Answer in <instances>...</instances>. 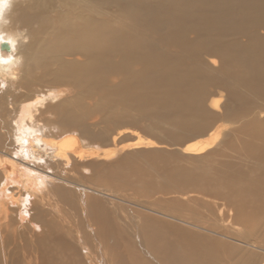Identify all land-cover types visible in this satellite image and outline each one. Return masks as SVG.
<instances>
[{
  "label": "bare ground",
  "instance_id": "obj_1",
  "mask_svg": "<svg viewBox=\"0 0 264 264\" xmlns=\"http://www.w3.org/2000/svg\"><path fill=\"white\" fill-rule=\"evenodd\" d=\"M0 37V264H264V236L248 228L252 220L242 211L247 183L257 181L230 174L218 149L247 120L243 111L264 119V104L248 111L236 90L221 88L203 100L179 94L202 80L199 66L264 94V0H0ZM109 71L125 77L109 78L114 95L144 98L163 86L178 98L163 104L162 115L204 111L217 119L196 134L172 128L183 138L167 146L115 120L121 128L112 134L101 126L113 118L90 122L87 110L106 104L92 90ZM53 81L63 83L47 85ZM39 82L46 92L33 87ZM235 105L243 111L235 113ZM69 126L78 135L61 133ZM152 148L184 160L215 154L222 183L211 191L186 172L188 187L153 195L196 207L194 200L210 202L223 213L189 216L141 200L139 190L153 178L134 169L136 152ZM115 160L128 163L113 174L121 194L100 168ZM94 164L100 169L92 173ZM255 168L264 174V163ZM23 230L26 238L15 242ZM11 249L21 252L17 263Z\"/></svg>",
  "mask_w": 264,
  "mask_h": 264
},
{
  "label": "rangeland",
  "instance_id": "obj_2",
  "mask_svg": "<svg viewBox=\"0 0 264 264\" xmlns=\"http://www.w3.org/2000/svg\"><path fill=\"white\" fill-rule=\"evenodd\" d=\"M147 34L150 35L151 31H147ZM168 47L169 50L173 52H177L180 50V48L177 46ZM113 55L114 60L117 61L118 56L116 54ZM205 55L206 54L201 55V61L203 64H206ZM152 57H154V55ZM188 62L191 64L193 63L192 60H189ZM199 67L202 80L196 85H182L181 92L179 94L187 91V96L193 95L195 98H198L199 96L203 100L202 97H204L208 93H216L217 89L221 88L225 91L227 95L232 90H236L238 95H240V97L243 99V104L248 111L264 104V94L259 93L245 85L236 84L227 76L222 77L219 73H211L207 71L204 66ZM41 77L42 75H39V78ZM110 77H113V79L115 77L122 78L123 81H125L124 76H115L111 71H109V73L101 82V85L93 88L92 94L94 95V97L101 99L106 104H94L92 106H87L88 120L90 122H98L100 119L105 120L106 118H109L110 121V119L113 118L112 121L115 120V123H120V125L124 127V131L129 132L131 131V129H133L135 130V132L140 134L148 135L150 137L156 136V140L160 142L164 140V143L162 144L164 146H167L169 143H172L171 141L174 140V142L179 143V141L183 138L181 134H177V132L173 131L172 128H180L184 129V131L187 128H192L191 133L196 134L200 132L199 128L210 126V124H212L217 119L215 115L208 114L204 111L201 115H197L194 112V114L192 115H188L187 117L181 116L180 118H175L178 112L172 113L167 116L162 115L159 109L161 110L163 108V104L173 103L178 98L176 90H167L165 89V87L162 86L158 91L155 87H150L144 98H142L141 95L131 96L128 93H125L121 96H117L114 95L112 90L110 91L108 87ZM172 78L174 82L179 84V79L176 75H173ZM194 81L195 79L191 78L188 79L186 82L188 84V82ZM39 83L33 85V87L46 92L48 87H45V85H43L44 83ZM62 83L63 82H61L60 84L59 82L53 81L51 82V84L47 85H62ZM156 102L160 105L159 108ZM239 109H242V106L239 107L238 105H235L234 112L236 113ZM115 112H117V116L113 114ZM119 112H131L133 115L126 116L124 119L122 117V119H119L118 116L121 114ZM179 114L184 115V113ZM242 115L247 120L241 123V125L233 126L231 128V136L224 141L222 146H218V149L221 148L224 163L229 162L233 166V168L225 166V168L230 172V174H241L244 177H251L257 181L255 183L248 181L247 187H249V189L243 193L246 202L244 207L242 208V211L249 217V219L252 220V223H250V226L248 228L252 231H259V233L257 234L263 237L264 174L258 173L260 171L255 168V165L257 162L264 163V153H256L252 150V147H255L256 149L258 146L264 147V119L258 120L254 118H249V115L246 111H243ZM112 121L110 123L107 122L106 125H103L101 127H104V130H111L110 132H112L113 134L116 133L117 129L121 127H117L114 124V121ZM68 128L67 129L70 131H65L61 133H76L78 135L79 131H74L73 127L71 126H69ZM56 130L57 129H55V131ZM96 130L98 131V133L102 134L97 128ZM157 131L164 133V137L168 138L169 141H165L164 138L158 136L159 133ZM93 143L94 145L97 144L96 141ZM78 146L81 147L80 140L78 142ZM154 150V148L142 149L136 152L137 159L134 164V169L144 171L153 178L151 181L153 183V186H151L149 183H145L143 189L139 190L141 200L147 201L150 204L164 205L178 213L187 212L189 216H197L200 213H204L202 211L203 209L206 210V213L213 214L214 216H219L223 213V211H220L216 205L210 202L194 200L198 204V206L196 207L192 205L193 200L180 201L176 199L166 198V194L164 197L153 195L155 192L167 193L176 188L188 187L189 184L184 180L186 172L191 173L193 175V179L196 178L203 185L205 191H211V184L222 183L219 178L220 166L215 154L198 160H184L177 156H167L158 152H154ZM232 153L234 154V156L232 155ZM127 166V162L118 160L113 161L112 164L109 166H106L104 164L100 166L102 170H106L111 174L109 177L106 178V181L111 187H114L115 190L118 191V193H120L119 189L122 185L118 182V179H114V176H117L121 167ZM76 168L79 169L80 167ZM100 168L98 164H94L93 168L88 167L87 169L89 171H92L93 173V171L98 172ZM83 174L84 176L90 175L89 173ZM77 175L78 172L72 170V179H75ZM97 180L98 178L95 176V181L97 182ZM217 192L222 194L224 192V189L220 188L219 190H217ZM235 205H238L237 202L235 203ZM13 220L14 221L11 220V224H13L12 227L17 228L18 224L20 225V223L14 218ZM42 232V229L39 228V230H37L38 236L37 234L36 236L42 238ZM21 235H19V237H13V240H15V242H19L21 241V239H25L27 236L24 230L21 231ZM14 253L11 255H13V258L16 262L18 258H21V252L19 250H15Z\"/></svg>",
  "mask_w": 264,
  "mask_h": 264
},
{
  "label": "snow or ice",
  "instance_id": "obj_3",
  "mask_svg": "<svg viewBox=\"0 0 264 264\" xmlns=\"http://www.w3.org/2000/svg\"><path fill=\"white\" fill-rule=\"evenodd\" d=\"M0 41H3V38H2V37H0ZM7 43L11 44V42H10V41H8Z\"/></svg>",
  "mask_w": 264,
  "mask_h": 264
}]
</instances>
